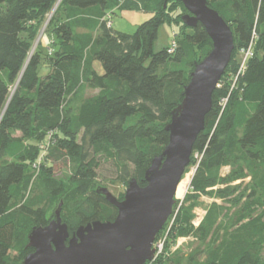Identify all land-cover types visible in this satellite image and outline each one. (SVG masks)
<instances>
[{
	"label": "trees",
	"instance_id": "16d2710c",
	"mask_svg": "<svg viewBox=\"0 0 264 264\" xmlns=\"http://www.w3.org/2000/svg\"><path fill=\"white\" fill-rule=\"evenodd\" d=\"M126 1L0 0V264H23L32 252L30 231L47 225L58 203L70 235L88 223L113 220L116 209L97 192L96 180L135 178L143 186L151 159L168 142L164 126L211 41L200 24L189 28L181 17V23L175 14L170 17L179 6L186 13L178 1L125 4L151 16L133 33L116 31L111 18ZM207 2L230 26L234 41L190 157L199 153L197 169L211 171L226 162L233 147L256 161L263 158L264 0ZM52 9L51 22L33 49ZM166 21L183 29L171 37L177 42L172 53L168 45L153 47ZM241 62L245 67L237 74ZM40 65L48 68L46 74H39ZM232 76L237 77L231 84ZM85 87L96 92L85 96ZM52 151L70 159L66 180L58 176L61 166L49 160ZM211 185L194 176L189 190L200 193ZM258 194L264 199V187ZM246 218L245 229L256 239L226 240L219 256L202 264H264L257 250L263 244L264 210ZM189 221L177 217L174 232L206 239L205 225L193 227Z\"/></svg>",
	"mask_w": 264,
	"mask_h": 264
},
{
	"label": "water",
	"instance_id": "95a60500",
	"mask_svg": "<svg viewBox=\"0 0 264 264\" xmlns=\"http://www.w3.org/2000/svg\"><path fill=\"white\" fill-rule=\"evenodd\" d=\"M167 1L180 2L186 10L181 21L189 28L200 24L211 41L210 51L195 63L182 99L164 126L167 144L151 159L143 186L131 178L122 199L103 187L97 189L116 209L113 220L88 223L70 235L59 205L55 219L30 231L32 252L23 264H145L153 259L154 240L172 213L177 187L212 106V92L234 50L230 26L207 0Z\"/></svg>",
	"mask_w": 264,
	"mask_h": 264
},
{
	"label": "rangeland",
	"instance_id": "374dc122",
	"mask_svg": "<svg viewBox=\"0 0 264 264\" xmlns=\"http://www.w3.org/2000/svg\"><path fill=\"white\" fill-rule=\"evenodd\" d=\"M135 3L137 5L135 7L140 5L139 0H127L119 6H122V9L115 10L111 18L114 30L133 33L140 23L151 16L150 13L138 8H123L125 4L126 6H130ZM54 11L52 9L49 12V16L40 30L33 49L38 43L47 22H51L49 18L54 14ZM184 13L185 11L179 6L174 8V10H170V17L172 18L175 14L178 17L176 22H180V17ZM62 14L63 9L56 17L60 18ZM181 31L183 29L176 23L164 22L158 30V35L153 46L154 50L158 51L165 45H168L172 39L171 37L175 36L174 33ZM46 43V36H44L41 39L39 49L45 51ZM241 55V51L236 49L234 57H238L239 60ZM99 70L101 73L102 69L100 68ZM47 72L48 68L40 65L39 74L44 75ZM236 77H233L232 81L230 79L231 84L235 81ZM95 92V89L88 87H85L82 91L85 96L92 95ZM78 99V97H75L74 100L77 101ZM200 158L201 155L199 153L195 152L193 154V159L192 161L190 160V164L187 166L181 179L182 183L186 186L185 191L181 197H175L172 213L154 240V243L162 244L161 256L156 259L154 264H202L207 258H217L220 252H222L226 240L230 241L233 238L241 239L242 236L252 241L256 239L255 236H252L245 229V224L248 221L246 217L249 212L258 213L260 210H264V199L258 194L264 187V154L262 159L256 161L249 157L247 152L233 147L229 151L226 162L219 168L211 171L204 168L197 169ZM49 160L61 166V172L58 176L66 180L71 172L70 159L65 155L52 151ZM194 176L206 178L209 183L213 182V185L206 187L200 193H190L189 187ZM129 180L130 178L124 182H117L111 180V178L100 177L96 180L95 187H103L117 199H122ZM59 205L61 206V203H58L52 209L54 213ZM177 217L179 220L189 217V225L191 224L193 227H197L200 223L204 224L208 232L207 238L200 239L198 236L192 234L187 236L176 234L174 228H172V224ZM190 233H193L192 230ZM261 240L263 244L257 250L261 255H264V236L261 237ZM154 243L152 247H154Z\"/></svg>",
	"mask_w": 264,
	"mask_h": 264
},
{
	"label": "built area",
	"instance_id": "2783aa9c",
	"mask_svg": "<svg viewBox=\"0 0 264 264\" xmlns=\"http://www.w3.org/2000/svg\"><path fill=\"white\" fill-rule=\"evenodd\" d=\"M176 47H177V42H176V40L174 38H172L170 40V43L167 46V49H166L167 53H172L175 50ZM248 54L250 55L249 51L245 52V54L243 53L244 59L242 61L245 60V57ZM244 67L245 66H244L243 62H241L237 74L241 73L243 71ZM153 248L155 249L154 257L153 258H155L160 253V251L162 249V244H159V243L156 244V243H154V247Z\"/></svg>",
	"mask_w": 264,
	"mask_h": 264
},
{
	"label": "bare ground",
	"instance_id": "6f19581e",
	"mask_svg": "<svg viewBox=\"0 0 264 264\" xmlns=\"http://www.w3.org/2000/svg\"><path fill=\"white\" fill-rule=\"evenodd\" d=\"M185 185L182 183V181L179 183L177 190H176V196L181 197L185 191ZM155 251V249H154Z\"/></svg>",
	"mask_w": 264,
	"mask_h": 264
},
{
	"label": "flooded vegetation",
	"instance_id": "af4514ba",
	"mask_svg": "<svg viewBox=\"0 0 264 264\" xmlns=\"http://www.w3.org/2000/svg\"><path fill=\"white\" fill-rule=\"evenodd\" d=\"M110 221V220H109Z\"/></svg>",
	"mask_w": 264,
	"mask_h": 264
}]
</instances>
